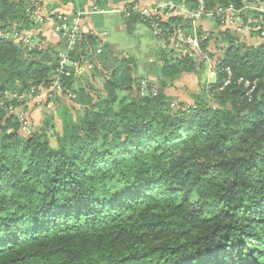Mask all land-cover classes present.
I'll list each match as a JSON object with an SVG mask.
<instances>
[{
  "label": "trees",
  "instance_id": "trees-1",
  "mask_svg": "<svg viewBox=\"0 0 264 264\" xmlns=\"http://www.w3.org/2000/svg\"><path fill=\"white\" fill-rule=\"evenodd\" d=\"M41 1L0 0V264H264V21L250 24L257 45L227 29L195 28L207 35L203 47L226 45L213 58V81L190 103L166 88L185 73L200 80L203 62L156 47V61L138 77L127 57L84 31L70 56L92 63L90 73H107L103 94L93 95L71 68L53 87L67 41L59 33L61 47L41 43ZM58 1L73 14L108 7ZM177 2L191 10L202 2L211 13L252 0ZM97 16L91 28L101 25ZM139 22L124 15L129 33ZM32 88L35 97L41 89L65 97L77 115L65 107L61 130L49 116L26 131L14 109L26 110L27 97L3 92Z\"/></svg>",
  "mask_w": 264,
  "mask_h": 264
},
{
  "label": "built area",
  "instance_id": "built-area-1",
  "mask_svg": "<svg viewBox=\"0 0 264 264\" xmlns=\"http://www.w3.org/2000/svg\"><path fill=\"white\" fill-rule=\"evenodd\" d=\"M144 1H146V3H144ZM199 1L201 2L202 0ZM251 3L256 6L257 10H259L260 14L258 15V19L264 21V0H252ZM203 6V3L201 2V6L197 10H191L181 3H178L177 0H135L134 2L127 0V2L120 7V12L126 17L131 16L132 14L137 15L149 28L155 46L158 49L174 51L177 56L182 55L193 61L207 64V74L214 78L217 72L215 59L211 58L209 55V45L207 47L202 46V41L207 39V35H198L195 28L199 26L198 23L202 20L212 21L217 26L224 27L231 19L235 9L232 5H229L227 7H218L211 13H205ZM172 15H181L184 22L182 24L171 26L164 25L163 23H168L167 21ZM38 19L41 21L42 17L38 16ZM56 19L55 31L61 33L67 41L65 49L57 53L58 67L55 71L53 87L59 88V77L61 75L69 76L71 74L70 68L75 70V73L80 74L83 70L90 71L93 65L88 62L74 63L70 56L71 51L76 44L77 37L81 33L79 15L58 12L56 13ZM185 19L191 21L190 26L185 22ZM98 53H100V48L95 51V54ZM227 73L230 75L229 70H227ZM228 82L229 80H226L224 84H227ZM141 84L142 88H144V81H142ZM244 85L248 86L249 82L245 81ZM33 93L34 89L32 88L27 93L20 94L17 92L6 91L3 95L5 98L20 101L28 96L30 98ZM25 127L26 122H24V129Z\"/></svg>",
  "mask_w": 264,
  "mask_h": 264
},
{
  "label": "rangeland",
  "instance_id": "rangeland-1",
  "mask_svg": "<svg viewBox=\"0 0 264 264\" xmlns=\"http://www.w3.org/2000/svg\"><path fill=\"white\" fill-rule=\"evenodd\" d=\"M46 1L47 0L41 1L42 4H44L43 6L47 4L45 3ZM53 1L56 2L58 0H53ZM121 2H122L121 0H115V2H113L112 5L116 6L120 4ZM144 3H146V1H144ZM46 10H47L46 12L45 11L42 12L43 15L46 14L47 17L49 18H51L54 15L56 18L57 12L56 13L52 12L53 15H51L52 13H51V9L49 8V5L47 6ZM101 10L102 9H96V10L93 9V10H88V11H79V13H77L79 15L81 33H83L84 31L91 32V30H95V28H91L90 26L88 28L87 27L84 28L85 25L83 23V19L85 18V16H92V15L97 14L98 15L97 17H100V15H103L105 26L100 25L99 27H96V29H98V31L100 29L105 31L104 40L109 45H112V47L117 51V53H120L122 56L130 57L134 59L135 62H137V64L131 63L130 66L136 72V75L138 77H141V76L146 77L147 71L149 70L148 66L150 64V61H148V58L151 56L150 58L154 60L152 62H155L156 56L154 57V54L157 50L155 43H154V39L149 32V28L145 24L139 22L135 25L132 33H129L124 27L120 25L121 23L120 16H117L114 14H102ZM258 13H259V10H257L256 6H254L252 3L244 4L241 9H238V10L235 9L234 14L231 16V19L226 23L224 27H219L216 24H214L212 21L207 22V20L203 21V24L207 30L212 29L215 33H218L220 31H224L225 29H227L233 37L238 38L239 40L244 41L245 43L249 45H257L260 42V38L256 36V34L254 33V30H255V28H253L254 26L250 27V24L251 23L254 24V22L258 20L257 18L259 15ZM255 15L257 17H254ZM55 27L56 26H54V30H55ZM62 38H63L62 36H59L60 40H59V43H57L56 45L60 46L59 44ZM24 41L26 42V39H24ZM216 41L214 42L213 40L209 44V48L211 49L212 54H213V57L210 56L211 58H214V56H217V55H221L222 52L220 50V47H222V45L223 46L226 45L225 43L216 42ZM41 43L44 44L45 46L49 44L46 38L42 40ZM52 45L55 46L54 44ZM63 49H65V47L60 48L58 52ZM78 62L79 61H74V63H78ZM204 65H205V69L202 75L203 79L200 78L199 81L196 80V83L194 86L195 90L192 89L190 92V88L187 86L186 83H184L183 84L184 86L181 87V96L183 98L178 97L177 98L178 100L181 99L180 100L181 102L190 103V101L188 102L184 100L186 95L190 96L192 92L197 91L200 85L204 81L206 82L207 80L213 81L214 78L209 76V74H207V70H208L207 64L204 63ZM109 66H113V65L109 64ZM110 70L111 69H109L108 71L110 72ZM89 72L90 71L83 70L80 74H77V76L80 75L79 78H81L83 75H87V73ZM6 91H9V90H5L3 94ZM34 97L35 96L33 95L30 98L28 96L24 100L27 101V103H30L32 102ZM54 108L55 107L48 106V105L44 107L40 105V107L36 111H33L32 113H28V114H26V112L28 111L27 109L26 110L23 109V111L20 110V108L18 107L16 109L14 108L13 109L15 113H18L19 116H21L20 118L24 120L23 122H27L26 131L30 129L31 125L32 127H36L42 124V122L49 116L53 117L55 128L57 130H61V115H60L61 112ZM55 110H56V113H55ZM73 115H77L76 112Z\"/></svg>",
  "mask_w": 264,
  "mask_h": 264
},
{
  "label": "crops",
  "instance_id": "crops-1",
  "mask_svg": "<svg viewBox=\"0 0 264 264\" xmlns=\"http://www.w3.org/2000/svg\"><path fill=\"white\" fill-rule=\"evenodd\" d=\"M122 1V0H121ZM57 2V3H56ZM53 1V0H47L45 3H47L45 5V8L43 9V11H47L46 8L49 5V8L51 9V13L52 12H71L72 6L70 4H61L59 1ZM113 2H115V0H108V9L107 8H101V12L102 14H114L117 16L121 17V23L120 25L122 27L125 28V24H124V15L120 12V7H122L124 5L125 2L127 1H122L120 4L118 5H112ZM122 4V5H121ZM44 5V4H43ZM42 11V12H43ZM53 15V13L51 14ZM92 16H85V18L83 19V23L85 25L84 28H88L89 26L94 25V22L92 21ZM98 20L97 22H101V26H105L104 23V19H103V15H100V17H95ZM47 21L46 23H44L40 29V31L42 32V34L45 36V38L48 40L49 43L56 45L57 43H59V34L56 33V31L54 30V26H53V22L55 20V16L53 15L51 18L46 17ZM203 21L206 20H202L201 22L198 23V25L202 26L205 30H207L204 27ZM208 22V21H207ZM150 32V31H149ZM93 33L97 34V36L105 43H107L104 40V35H105V31L103 30H99L95 29L93 30ZM151 34V33H150ZM152 36V35H151ZM112 46V45H110ZM127 57V56H124ZM151 57V56H150ZM148 58V61H150V63L152 61H154L152 58ZM155 57V54H154ZM130 62L132 64H137V62H135L134 59L127 57ZM134 71V70H133ZM148 74V73H147ZM105 75H107V73H101V72H89L87 73V75H83L81 78H79V80L77 81L76 85L83 87L84 89H86L87 91L91 92L93 95H95L96 92H99L101 94H103V82L105 79ZM80 76V75H79ZM152 74H149L148 77L153 78ZM203 79V76H202ZM205 79V77H204ZM197 76L195 74H191V73H185L183 74L178 80L174 81L170 86H168L166 88V91L169 95H172L174 97H180L183 98L181 96V87L184 86L183 84L186 83L187 86L190 88V92L191 90H195L194 86L196 83ZM199 81V80H198ZM204 81V80H203ZM181 100V99H180ZM184 100L189 101V95H186V97L184 98ZM41 106H52L55 107L54 109L58 110V111H62L63 108L67 107V109L69 110V113L74 114L75 113V107L77 106H72L70 101H68L65 97L62 96H52L49 95L46 90L41 89L39 94H37V96L32 100V102L28 103L27 105V112L28 113H32L33 111H36L39 107ZM55 110V113H56ZM56 117V115H55Z\"/></svg>",
  "mask_w": 264,
  "mask_h": 264
}]
</instances>
